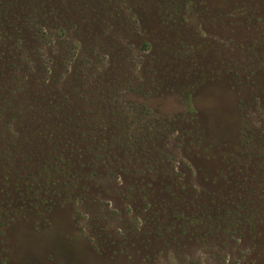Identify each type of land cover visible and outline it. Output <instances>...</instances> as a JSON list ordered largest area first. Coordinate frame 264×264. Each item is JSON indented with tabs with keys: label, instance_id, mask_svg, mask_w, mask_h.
I'll list each match as a JSON object with an SVG mask.
<instances>
[{
	"label": "rangeland",
	"instance_id": "rangeland-1",
	"mask_svg": "<svg viewBox=\"0 0 264 264\" xmlns=\"http://www.w3.org/2000/svg\"><path fill=\"white\" fill-rule=\"evenodd\" d=\"M0 264H264V0H0Z\"/></svg>",
	"mask_w": 264,
	"mask_h": 264
}]
</instances>
